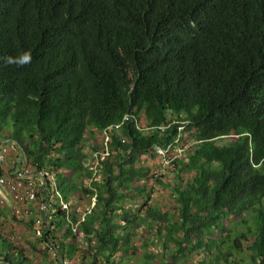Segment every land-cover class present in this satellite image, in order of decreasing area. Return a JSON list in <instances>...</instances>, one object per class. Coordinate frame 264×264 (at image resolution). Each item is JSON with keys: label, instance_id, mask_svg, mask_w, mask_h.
<instances>
[{"label": "trees", "instance_id": "1", "mask_svg": "<svg viewBox=\"0 0 264 264\" xmlns=\"http://www.w3.org/2000/svg\"><path fill=\"white\" fill-rule=\"evenodd\" d=\"M6 141L96 204L77 234L54 205L41 238L23 223L27 249L0 235L4 264L52 247L71 264H264V0H0ZM168 146L183 151L152 174Z\"/></svg>", "mask_w": 264, "mask_h": 264}, {"label": "built area", "instance_id": "2", "mask_svg": "<svg viewBox=\"0 0 264 264\" xmlns=\"http://www.w3.org/2000/svg\"><path fill=\"white\" fill-rule=\"evenodd\" d=\"M128 120L127 117L123 121ZM120 124L107 127L98 136L101 140L98 143L106 145L109 140L108 133L111 129H118ZM142 124H138V128H142ZM182 129V128H180ZM105 150V149H104ZM183 147H178L171 151V146L166 149H157L159 160L156 161L152 174L157 175L166 172L171 164L172 153L181 154ZM17 153L16 144L12 141H6L0 146V210L9 212L10 215L24 223L30 217H33V233L36 238L43 236L47 226L52 225L56 208L59 206L65 213V219L70 225L74 234L78 233V227L85 221L88 214L91 213L95 204L96 197L93 196L89 201L78 200L72 203L65 201L58 189L55 174L46 169H36L27 162L13 163L8 169L6 162ZM105 150L103 156H107ZM97 161L95 160V165ZM75 217V221L72 218ZM25 229V228H24ZM26 230V229H25ZM26 232L28 238L29 233ZM8 240L18 246L19 237L16 233L5 235ZM49 260L51 264H71V261L65 257H61L57 248L52 247L48 250ZM0 264H4L0 262Z\"/></svg>", "mask_w": 264, "mask_h": 264}, {"label": "rangeland", "instance_id": "3", "mask_svg": "<svg viewBox=\"0 0 264 264\" xmlns=\"http://www.w3.org/2000/svg\"><path fill=\"white\" fill-rule=\"evenodd\" d=\"M101 137L98 136L96 134V141L98 143V140L100 141ZM93 142V144L96 143ZM222 143H225L223 141H218L217 144H222ZM13 156L7 160L6 162V167L8 169H10L13 165ZM152 163V162H151ZM171 178V176H170ZM166 180V179H165ZM165 189H160L158 192L159 193H164L165 197H166V191H164ZM159 193H155V197H157L158 199H161L160 198V195ZM227 224V223H225ZM234 222H232V224H229L228 226L233 228L234 229ZM241 227V226H239ZM26 230L24 229V225L22 223H20L18 220H15L9 212H5V213H2L0 214V235H7L9 233H16L18 235V239H19V244L18 246L23 248L25 247L27 249V246H26V240H27V237L25 236L26 235ZM31 255V253H30ZM235 258H242L243 259V264H248V259H247V253H244V254H240V255H234ZM32 264H49L48 262V259H42L40 257H36V256H33L32 258Z\"/></svg>", "mask_w": 264, "mask_h": 264}, {"label": "clouds", "instance_id": "4", "mask_svg": "<svg viewBox=\"0 0 264 264\" xmlns=\"http://www.w3.org/2000/svg\"><path fill=\"white\" fill-rule=\"evenodd\" d=\"M31 59H32L31 52H24L23 54H21L16 58H12V57L5 58V63L8 65L17 64L18 66H23L25 64L31 63Z\"/></svg>", "mask_w": 264, "mask_h": 264}, {"label": "crops", "instance_id": "5", "mask_svg": "<svg viewBox=\"0 0 264 264\" xmlns=\"http://www.w3.org/2000/svg\"><path fill=\"white\" fill-rule=\"evenodd\" d=\"M48 262H49V260H48ZM50 264V263H49Z\"/></svg>", "mask_w": 264, "mask_h": 264}]
</instances>
